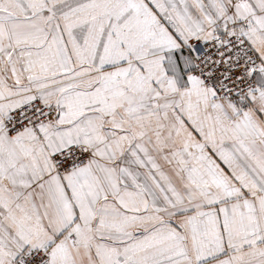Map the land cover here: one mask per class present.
<instances>
[{"label": "snow or ice", "instance_id": "snow-or-ice-1", "mask_svg": "<svg viewBox=\"0 0 264 264\" xmlns=\"http://www.w3.org/2000/svg\"><path fill=\"white\" fill-rule=\"evenodd\" d=\"M0 264H264V0H0Z\"/></svg>", "mask_w": 264, "mask_h": 264}]
</instances>
